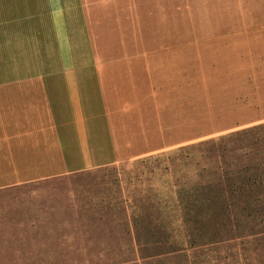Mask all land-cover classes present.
Masks as SVG:
<instances>
[{"label": "rangeland", "instance_id": "rangeland-1", "mask_svg": "<svg viewBox=\"0 0 264 264\" xmlns=\"http://www.w3.org/2000/svg\"><path fill=\"white\" fill-rule=\"evenodd\" d=\"M202 1H138L158 9L167 39L144 45L152 84L143 45H113L134 96L111 125L96 116L82 156L17 192L16 264H264V13L239 0L238 20L217 26ZM47 3L0 0V17L10 4L16 19H39ZM109 126L128 137L116 148Z\"/></svg>", "mask_w": 264, "mask_h": 264}, {"label": "crops", "instance_id": "crops-1", "mask_svg": "<svg viewBox=\"0 0 264 264\" xmlns=\"http://www.w3.org/2000/svg\"><path fill=\"white\" fill-rule=\"evenodd\" d=\"M64 1L48 0L39 19H16L10 4L11 15L0 17V264H16L17 192L30 184L33 173L47 177L49 163L82 156L81 146L93 139L96 116L107 117L111 125V115L128 109L135 78L130 62L113 70L109 61L118 57L113 45H143V83L150 86L151 57L144 45L167 42L164 36L161 40L158 9L142 11L139 0ZM254 2L264 13V0ZM200 3L206 6L200 16L210 6L217 26L230 21L227 17L238 20L239 0H231L227 10L225 0ZM192 13H185V20L191 22ZM163 19L168 28L174 26L173 13ZM109 128L115 148L128 138L120 127Z\"/></svg>", "mask_w": 264, "mask_h": 264}, {"label": "trees", "instance_id": "trees-1", "mask_svg": "<svg viewBox=\"0 0 264 264\" xmlns=\"http://www.w3.org/2000/svg\"><path fill=\"white\" fill-rule=\"evenodd\" d=\"M246 188V185L244 184V185H242L240 188H239V190L241 191L242 189H245ZM179 192H181L182 193V191H179ZM182 202V201H181ZM186 211H187V213L189 212V208L187 207L186 208Z\"/></svg>", "mask_w": 264, "mask_h": 264}]
</instances>
